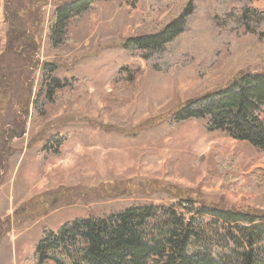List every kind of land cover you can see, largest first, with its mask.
<instances>
[{
    "label": "rangeland",
    "instance_id": "374dc122",
    "mask_svg": "<svg viewBox=\"0 0 264 264\" xmlns=\"http://www.w3.org/2000/svg\"><path fill=\"white\" fill-rule=\"evenodd\" d=\"M71 1L37 5L43 22L34 34L35 66L24 68L7 47L6 0H0V74L11 73L17 82L0 103V136L23 131L6 149L0 137V264H26L44 227L55 231L77 217L131 206L173 205L163 185L194 190L228 207L264 209V186L242 189L251 187L253 170H264L263 153L208 131L204 119L172 121L180 107L227 85L237 72L264 71L250 55L242 59L255 51L257 34H264V17L257 16L264 0H193L183 32L146 51L128 46L127 39L157 32L188 0L95 2L65 21L51 43L46 25L55 9ZM127 1L134 2L132 13ZM243 7L255 12L245 25L231 13ZM137 68L134 87L125 90V70ZM50 70L61 82L88 80L78 85L85 87L81 98L72 97L68 86L45 93ZM55 133L66 136L58 154L49 147ZM37 196L49 204L46 214L28 220L16 215Z\"/></svg>",
    "mask_w": 264,
    "mask_h": 264
},
{
    "label": "trees",
    "instance_id": "16d2710c",
    "mask_svg": "<svg viewBox=\"0 0 264 264\" xmlns=\"http://www.w3.org/2000/svg\"><path fill=\"white\" fill-rule=\"evenodd\" d=\"M100 1L109 0H74L59 6L46 25L48 40L51 43L59 40L65 21L88 11ZM22 2H5L6 44L11 46L12 55L21 58L24 68H33L39 44L34 34L39 35L43 22L37 5H44L46 0ZM126 6L132 13L134 2L127 1ZM194 8L193 0H188L160 30L130 37L127 45L142 51L163 48L183 32L186 18ZM231 13L245 25L255 12L243 7L238 14L235 10ZM257 16L264 17V10ZM254 48L253 54L246 52L242 59L250 55L252 63L264 65V34H257ZM125 71L127 79L123 83L127 84L124 85L126 90L134 87L140 69ZM50 75L51 70L44 76L45 93L48 88L54 92L68 86L72 97L81 98L80 89L85 87L78 85L88 84V80L79 83L74 78L61 82ZM13 78L11 73L0 74V103L14 91L17 82ZM199 101L201 103H196ZM116 103L114 98L110 106ZM26 105L27 102L24 107ZM191 119H204L208 131L247 142L264 154V71H239L227 85L189 101L172 114L175 124ZM11 131L4 130L0 136L6 143L4 149L9 139L23 133L20 129ZM51 140L53 143L49 147L58 154L66 136L55 134ZM250 179L251 187L242 189L262 188L264 170H253ZM160 188L173 199V205L131 206L106 216L77 217L62 223L55 231L44 227L42 238L35 251L26 258V264H264V209L228 207L221 202L208 201L188 188L171 185ZM45 201L44 197H33L15 213L23 220L34 219L36 215L49 211V204Z\"/></svg>",
    "mask_w": 264,
    "mask_h": 264
},
{
    "label": "crops",
    "instance_id": "0c3cea01",
    "mask_svg": "<svg viewBox=\"0 0 264 264\" xmlns=\"http://www.w3.org/2000/svg\"><path fill=\"white\" fill-rule=\"evenodd\" d=\"M55 134H56V133H55ZM55 134H54V135H55Z\"/></svg>",
    "mask_w": 264,
    "mask_h": 264
}]
</instances>
